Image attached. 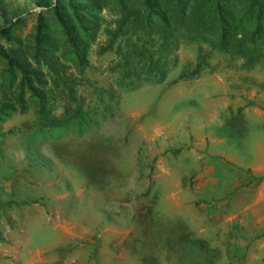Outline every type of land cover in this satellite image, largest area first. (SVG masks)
<instances>
[{
    "label": "rangeland",
    "instance_id": "rangeland-1",
    "mask_svg": "<svg viewBox=\"0 0 264 264\" xmlns=\"http://www.w3.org/2000/svg\"><path fill=\"white\" fill-rule=\"evenodd\" d=\"M2 1L0 25L33 14L26 21L24 34L34 25V13L44 9L36 0ZM103 17L108 26L113 15L104 10ZM106 41L102 31L97 44L90 48V66L78 87L86 125L73 120L40 132L34 111L12 114L0 122V229L10 227L14 231L11 240L17 249L10 263L141 264L144 230L145 247L161 245L149 252L161 254L162 264L196 256L204 260L207 256L209 264H264V250L260 249L264 233L257 226H251L248 233H244L248 226L235 228L238 233L231 236H235L236 245L219 250L218 259L217 251L210 256L196 241L187 254L180 241L189 227L193 229V220L174 210L170 186L156 184L162 181L157 177H168L165 174L170 163L182 174H194L203 167L186 145L192 121L203 124L212 137L226 138L229 133L230 138L219 148L235 150L243 163L257 164L264 157V117L246 112L234 118L235 122L229 118L232 127L226 128H220L219 117L211 121L201 118L211 103L210 94L216 91L206 79L216 81L221 75L244 103L245 97L256 93L264 97L260 91L264 90V69L256 66L244 70L242 60L214 53L199 78L175 83L185 68L191 69L197 62L200 45L186 41L177 52L178 66L165 82L121 90L117 74L110 70L117 62L116 55L98 54ZM203 48L207 50L206 45ZM3 68L0 60V73ZM95 88L113 92L114 100L108 95L99 97ZM50 97L59 120L74 113L76 103H71L63 91L56 90ZM108 105L112 110L104 114ZM162 163L165 169L159 168ZM250 184H243L238 192L246 195L239 207L243 214L257 195V187ZM238 199H232L227 207L236 206ZM205 204L195 202L188 209H205L207 204L215 209L218 203ZM227 242L231 243L230 237ZM0 243L13 246L1 236Z\"/></svg>",
    "mask_w": 264,
    "mask_h": 264
},
{
    "label": "trees",
    "instance_id": "trees-1",
    "mask_svg": "<svg viewBox=\"0 0 264 264\" xmlns=\"http://www.w3.org/2000/svg\"><path fill=\"white\" fill-rule=\"evenodd\" d=\"M36 4L44 9L34 13L30 32L24 34V29L33 14L0 25L4 65L0 122L12 114L34 111L40 132L73 120L86 125L78 87L90 66V48L102 31L107 41L98 54L116 55L110 70L117 74L121 90L165 82L178 66L177 52L186 41L200 45L197 62L185 68L175 83L199 78L214 53L242 60L244 70L264 69V0H36ZM104 10L113 15L108 26ZM56 90L76 103L67 119L59 120L54 114L50 94ZM95 93L108 95L110 101L115 98L101 88H95ZM111 110L108 105L104 114Z\"/></svg>",
    "mask_w": 264,
    "mask_h": 264
},
{
    "label": "crops",
    "instance_id": "crops-1",
    "mask_svg": "<svg viewBox=\"0 0 264 264\" xmlns=\"http://www.w3.org/2000/svg\"><path fill=\"white\" fill-rule=\"evenodd\" d=\"M205 82L216 86V91L210 94L211 103L209 104V108L201 115L203 121H211L213 118L219 117L221 121L220 128H226L227 125L232 127L231 121L230 123L228 121L229 118H233L232 120L235 122L234 118L239 117V115L243 117L246 112L253 113L257 117H264V97L260 98L256 93L250 98L245 97V102L243 103L242 97L236 95L229 88L228 83L221 75L217 76L216 81L206 79ZM217 91L221 92V94ZM260 91L264 95V90ZM188 135L186 145H189V149L194 152L198 161L204 164L203 167L198 169L194 174H182L177 170L179 168H172L170 163L169 171L165 174L168 177H157V179L162 181L156 184L170 186V197L173 203L175 202L174 210L183 211V215L186 213V216L193 220V229L189 227L180 241V245L184 247L183 251L188 254L193 249V243L196 241L207 252H210V256H212V252L217 251V253L215 252V256L218 259L221 255L219 250H226L230 245L234 248L236 245L235 236H231L232 233L237 232L235 228L242 229L248 226L244 232L248 233L251 226H254V228L257 226L258 231L264 233V157L257 164L243 163L244 161L239 160L235 150H230L229 148L222 150L219 148V145L226 144L227 138H230L229 133L225 134L226 138L221 135L212 137L213 135H208L205 132L204 125L199 122L192 121ZM210 142L216 144L210 146ZM238 147H240L239 144H237ZM164 165L162 163L159 168L165 169ZM175 174L178 175L175 176ZM247 183H251L250 185L257 187V195L247 205L246 211L243 214L239 207L241 201L246 198V195L243 196L238 192L241 186ZM239 197L240 199H238ZM234 198L238 199V204L233 207H227V204L230 201L232 202ZM200 201L206 204L208 202H216L218 203L216 204L217 208L211 209L209 204H205V209L197 211L188 209L193 203ZM250 218H257V221L252 222ZM186 225L188 226L187 222ZM195 229L197 231H194ZM214 233H216V236L211 238L210 236ZM197 234L198 236H196ZM13 235L14 231L10 227L0 229V236L12 244L13 240L11 239H13ZM144 237L143 230L141 232V264H162L159 260L161 254L149 252L151 247L158 249L161 245L150 244L145 247L146 245L143 242ZM229 237L231 243H226V239ZM248 242L252 244L250 240ZM260 249L264 250V241L261 243ZM16 254L17 249L15 244L7 248V245L0 243V264H11L10 259L11 257H16ZM206 258L205 260L197 256L192 260H180V258H176L174 264H209ZM34 263L35 260H32L29 264ZM211 263L215 264L214 262Z\"/></svg>",
    "mask_w": 264,
    "mask_h": 264
}]
</instances>
